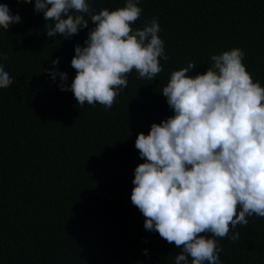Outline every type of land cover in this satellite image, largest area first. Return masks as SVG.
<instances>
[{"label": "trees", "instance_id": "1", "mask_svg": "<svg viewBox=\"0 0 264 264\" xmlns=\"http://www.w3.org/2000/svg\"><path fill=\"white\" fill-rule=\"evenodd\" d=\"M87 2L97 13L125 5ZM0 4L21 17L0 29L7 56L0 64L13 77L0 89V264H174L180 249L146 231L130 199L134 169L145 162L137 134L173 115L162 89L190 62L197 65L187 75L203 74L211 55L241 48L246 71L264 87V0H139L143 11L131 26L142 30L158 18L169 58L154 80L133 70L108 110L78 105L60 91L59 75L44 71L67 73L71 85L74 46H84L91 21L69 38L48 37L34 0ZM234 231L235 242L217 238L221 264H264V218L248 217Z\"/></svg>", "mask_w": 264, "mask_h": 264}, {"label": "clouds", "instance_id": "2", "mask_svg": "<svg viewBox=\"0 0 264 264\" xmlns=\"http://www.w3.org/2000/svg\"><path fill=\"white\" fill-rule=\"evenodd\" d=\"M138 4L125 0L122 8L97 13L87 0H34L48 37L69 38L94 24L84 46H74L70 86L67 73L44 70L53 80L59 75L60 91H71L78 105L108 110L133 70L147 80L163 71L160 60L169 57L158 18L142 30L131 26L143 11ZM20 21L0 4V29ZM244 56L232 48L211 55L203 74L187 75L195 62L173 71L162 89L173 115L153 123L147 135L137 134L135 148L145 162L134 169L130 199L145 218L144 229L180 249L174 264H221L217 238L235 242L238 225L253 215L264 218V87L246 71ZM12 84L0 64V89Z\"/></svg>", "mask_w": 264, "mask_h": 264}]
</instances>
